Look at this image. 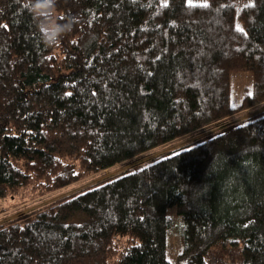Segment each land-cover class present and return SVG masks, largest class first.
I'll use <instances>...</instances> for the list:
<instances>
[{
	"label": "trees",
	"instance_id": "trees-1",
	"mask_svg": "<svg viewBox=\"0 0 264 264\" xmlns=\"http://www.w3.org/2000/svg\"><path fill=\"white\" fill-rule=\"evenodd\" d=\"M236 5L57 0L48 48L0 0V215L216 129L0 222V264H264V0Z\"/></svg>",
	"mask_w": 264,
	"mask_h": 264
},
{
	"label": "rangeland",
	"instance_id": "rangeland-1",
	"mask_svg": "<svg viewBox=\"0 0 264 264\" xmlns=\"http://www.w3.org/2000/svg\"><path fill=\"white\" fill-rule=\"evenodd\" d=\"M162 2H166L168 0H161ZM190 2H206L207 0H188ZM252 0H237V12L240 11L241 7L246 3H250ZM236 24L239 28H243V23L237 19ZM253 88V75L252 71H236L232 74V80H231V93H230V103L233 107L237 106L240 104L244 94L246 92H251ZM261 109H264V103L260 106H256L253 109H248L244 111L243 117H248L250 115H253L254 113L260 111ZM216 129H210V130H204V131H197L191 134H188L184 137H181L179 139H176L174 141L168 142L166 144H163L159 147H156L152 150H149L138 157H135L125 163H121L118 165L113 166L112 168L106 169L88 179L83 181L82 183H77L71 187L56 191L54 193H51L49 195H45L44 197L38 198L36 201H30L28 203H25L23 205H20L18 207H14L13 209L9 210L8 212L1 214L0 215V222L6 221L10 218H13L17 216L20 213L27 212L30 209H33L35 207H38L46 202H49L51 200H54L58 198L59 196H62L64 194H67L76 188L82 186V185H87L90 184L94 181L100 180L102 178L108 177L112 174H115L125 168L135 166L139 163H143L145 161H148L149 159H152L154 157L160 156L163 153L176 148L178 146H181L182 144L199 140L202 139L211 133L215 132ZM176 235L180 237V230L178 229L176 231ZM226 254H224L225 256ZM227 257V255H226Z\"/></svg>",
	"mask_w": 264,
	"mask_h": 264
},
{
	"label": "clouds",
	"instance_id": "clouds-1",
	"mask_svg": "<svg viewBox=\"0 0 264 264\" xmlns=\"http://www.w3.org/2000/svg\"><path fill=\"white\" fill-rule=\"evenodd\" d=\"M43 46H58L61 38L73 30L75 19L58 15L57 0H24Z\"/></svg>",
	"mask_w": 264,
	"mask_h": 264
}]
</instances>
